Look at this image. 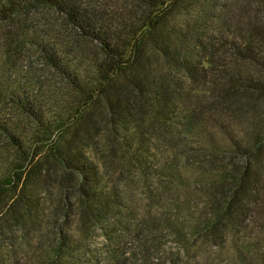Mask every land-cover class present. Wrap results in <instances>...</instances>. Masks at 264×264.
<instances>
[{
  "label": "trees",
  "instance_id": "obj_1",
  "mask_svg": "<svg viewBox=\"0 0 264 264\" xmlns=\"http://www.w3.org/2000/svg\"><path fill=\"white\" fill-rule=\"evenodd\" d=\"M237 1L0 0V264H176L165 258V231L182 246L178 258L264 264L261 247L237 244L233 234L264 207V121L247 140L220 125L213 138L204 128L207 113L187 103L193 100L178 78L191 82L197 99L209 92L216 105L241 91L264 92V36L252 15L246 38L230 37V62L221 59L222 37L205 36L210 21L247 14L249 6ZM228 4H237L236 11L225 10ZM91 111L114 115L110 130L122 141L103 146L124 166L120 175L137 168V181L123 177L118 184L109 168L101 171L104 153L97 161L67 149L72 132L95 122ZM138 115L149 116L158 130L153 155L140 153ZM200 129L212 158L201 167L185 148ZM69 156L82 164L83 177L89 175L77 195L63 191L40 209L16 206L28 169L66 167ZM191 181L208 190L203 224L186 213L193 197H164ZM226 229L235 257L221 259L220 244L203 252L202 233L216 238ZM99 231L105 241L93 246L90 236Z\"/></svg>",
  "mask_w": 264,
  "mask_h": 264
},
{
  "label": "rangeland",
  "instance_id": "obj_2",
  "mask_svg": "<svg viewBox=\"0 0 264 264\" xmlns=\"http://www.w3.org/2000/svg\"><path fill=\"white\" fill-rule=\"evenodd\" d=\"M115 2V0H112ZM118 2L124 0H117ZM244 2L246 5L249 6V11L246 9L245 11L247 14L243 15L242 17L238 14V17L235 21H231L229 19L221 22V23H215V21H210L205 26V36L207 38V41L210 37L215 36L219 34L222 37V41L220 40V45H224V49L221 52V59L223 63L230 62V51L229 47L234 45V43L231 41V36H238L242 38H246L245 36V30L248 29V21L249 17L252 15L253 19L256 23V31L259 34H262L264 36V4L258 2L257 0H239L236 3ZM237 4L232 5L228 4L225 6V10L230 8V13L233 11H236ZM216 30V33H215ZM75 38V37H72ZM218 38V37H217ZM220 39V38H218ZM154 61H158L155 56L153 57ZM33 59L30 61L32 62ZM34 60L37 61L38 57H34ZM39 63V62H38ZM239 62H232L231 64H237ZM40 64V63H39ZM38 69L43 68V64L37 65ZM178 78L180 79L179 82L184 84L186 88H188V96L190 99L193 100L195 103H189L192 105V107H196V112L199 114H202L203 112L207 113L206 121H205V129H208V133L214 135L213 138H217L220 136V133H216V125H220L223 128L231 129L232 134L236 137L238 140L239 138L236 136V134L240 135L245 139H249L252 136V133L254 130L259 126V124L263 123L264 121V92L260 91H241L238 93V96L231 97L225 100V102L222 101L220 104H214L212 101V96L209 94V92L203 91L201 92L199 99L194 97V94L190 92V89L192 88L191 82L183 77V75H179ZM189 101V100H188ZM174 102H171V105ZM100 109H104L103 104L97 108V112H101ZM173 109V107H172ZM91 111L89 113V117L94 119V123L89 124L88 122H83L81 129L76 130V133L72 132L67 140V149H71L75 151L76 154L82 153L83 155H87L92 159H97L101 161L102 153L105 154V162H101V166L99 169L101 171L108 169L109 176L113 177L114 181L119 183H123V177L130 178L133 182L138 180V174H137V168L133 166L131 168L130 174L127 173L126 168V174L123 176L119 174V169H123L124 166H119L117 164V157L115 155H109L108 149L104 148L103 145H118L122 141V135L118 132L113 133L110 128L114 125V115L108 114V117L106 119V115L99 116L97 113ZM115 116H120V113H118ZM101 118L104 119V122L101 121ZM144 119V121H142ZM149 119V116L147 115H138L137 122L141 123L142 126L140 128V138L138 141L140 145V153L146 156L153 155L156 152V144H154L158 130L156 129V133L154 128L152 127L151 121H147ZM90 128V129H89ZM211 128V130H210ZM237 130L239 132H237ZM229 131V130H228ZM153 134V135H150ZM161 138H164L163 135H160ZM229 140V139H227ZM245 140L243 142H245ZM208 137L205 135L204 130L200 129L198 133L196 132L194 134V138H191L186 140L185 148L187 149V155H190L192 153V158L196 161L197 166H205L204 164H201V161L203 159H212L211 158V151L208 145ZM167 143V142H165ZM134 146V142L130 144L128 147L129 149H132ZM264 147V145H263ZM79 150V151H77ZM191 151V152H190ZM190 152V153H189ZM107 153V155H106ZM237 155V153H236ZM238 156V155H237ZM237 156H233L234 158H237ZM231 158V155H228V159L226 162H228ZM152 159H148V162L151 163ZM235 164L237 165V160L234 159ZM69 165L66 167L60 163L58 164H51L50 168L48 167V170H45V166L39 165V167H36L33 171H30L31 169H28L27 174L24 176L22 186H20L19 190V196L22 197V201L16 203V206L19 208H23L24 206L28 207H36L37 209H40L42 206V202L45 199H55L58 195L62 194L63 191L70 192L71 196L77 195L78 192V185H82L84 182V179L89 178V175L82 176V173L84 172L83 169L80 167H83L82 164L77 163L76 159L71 158L69 156ZM154 162H152L153 165ZM198 169V168H197ZM150 171V170H148ZM32 172V173H31ZM104 173V172H103ZM151 173V172H149ZM152 174V173H151ZM150 174V176H151ZM163 179V178H162ZM140 182V180H139ZM152 185V188L154 189V185ZM137 187V185L135 184ZM205 186V185H204ZM201 187H203L202 183H195L194 181H191L189 185L186 186V188L181 187V190H174L170 193H165L164 197H167L169 200L173 199H186L187 197H193V200L190 199V207L187 208L188 211L186 212L188 214L194 215L196 218L200 219L203 224V220L205 219L209 211V206L204 207L207 205L208 202V190L204 191ZM26 194V195H25ZM31 200H35L33 202H29ZM39 201V202H37ZM37 203V204H36ZM164 200H162L159 205H163ZM259 208L255 210V212L251 213L250 216V222L247 226L239 227L233 229V234H236V241L237 244H240L242 242H252L258 245V247H261L262 253L264 254V207L258 206ZM25 208V207H24ZM26 209V208H25ZM221 228V227H220ZM225 228V227H224ZM229 230L226 229L225 235L219 234L216 236V238L213 237V235H209L208 232L202 233V238L199 240L202 242L203 245V252L205 250L210 251L215 249L216 244H220L221 246H224L222 248L224 251L221 254V259L228 258L230 256L235 257L232 254L231 246H232V239L228 238V232ZM231 234V233H230ZM199 239V238H198ZM105 241V237L102 234V231H99L98 233H93L90 236V243L93 246H99L102 245ZM229 241V242H228ZM162 242H165L164 245V251H166L165 258H175L176 264H198L200 262V258H194V260L190 259H183L185 254L181 253V258H178L176 256V253L180 252V248L182 247L179 243H177L176 238L174 235H172L169 232H163V240ZM224 242V244L222 243ZM230 254V255H229ZM263 263H264V257H263Z\"/></svg>",
  "mask_w": 264,
  "mask_h": 264
}]
</instances>
